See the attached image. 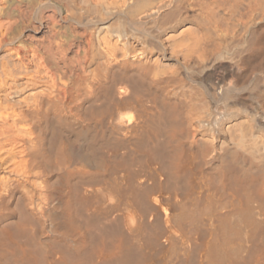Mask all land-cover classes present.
Masks as SVG:
<instances>
[{
	"label": "bare ground",
	"instance_id": "6f19581e",
	"mask_svg": "<svg viewBox=\"0 0 264 264\" xmlns=\"http://www.w3.org/2000/svg\"><path fill=\"white\" fill-rule=\"evenodd\" d=\"M0 264H264V0H0Z\"/></svg>",
	"mask_w": 264,
	"mask_h": 264
}]
</instances>
